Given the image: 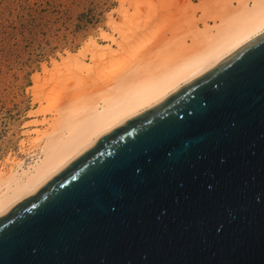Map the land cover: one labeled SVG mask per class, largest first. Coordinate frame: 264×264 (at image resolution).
Wrapping results in <instances>:
<instances>
[{"label":"water","instance_id":"95a60500","mask_svg":"<svg viewBox=\"0 0 264 264\" xmlns=\"http://www.w3.org/2000/svg\"><path fill=\"white\" fill-rule=\"evenodd\" d=\"M0 264H264V33L6 213Z\"/></svg>","mask_w":264,"mask_h":264},{"label":"bare ground","instance_id":"6f19581e","mask_svg":"<svg viewBox=\"0 0 264 264\" xmlns=\"http://www.w3.org/2000/svg\"><path fill=\"white\" fill-rule=\"evenodd\" d=\"M118 2L112 32L103 31L109 43L91 39L33 75L39 112L51 117L44 130L35 129L33 161L0 169V219L104 135L213 72L264 33V0ZM154 6L158 11L150 13Z\"/></svg>","mask_w":264,"mask_h":264},{"label":"rangeland","instance_id":"374dc122","mask_svg":"<svg viewBox=\"0 0 264 264\" xmlns=\"http://www.w3.org/2000/svg\"><path fill=\"white\" fill-rule=\"evenodd\" d=\"M118 4V0H0V169L9 170L19 160L33 161L38 151L33 147L35 129L44 130V120L51 117L39 112L42 106L31 88L33 75L91 39L109 43L103 31L112 32L110 16L119 18ZM153 8H148L150 13L158 11ZM201 15L199 11L195 16Z\"/></svg>","mask_w":264,"mask_h":264}]
</instances>
